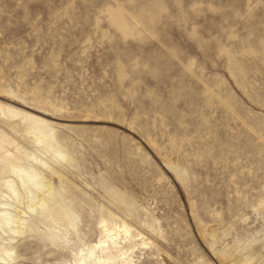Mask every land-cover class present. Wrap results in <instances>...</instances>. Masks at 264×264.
Segmentation results:
<instances>
[{"label": "rangeland", "instance_id": "374dc122", "mask_svg": "<svg viewBox=\"0 0 264 264\" xmlns=\"http://www.w3.org/2000/svg\"><path fill=\"white\" fill-rule=\"evenodd\" d=\"M26 167L53 215L28 209ZM11 249L0 264H264V0H0Z\"/></svg>", "mask_w": 264, "mask_h": 264}, {"label": "bare ground", "instance_id": "6f19581e", "mask_svg": "<svg viewBox=\"0 0 264 264\" xmlns=\"http://www.w3.org/2000/svg\"><path fill=\"white\" fill-rule=\"evenodd\" d=\"M8 113L10 114L9 116L10 117H17L19 115L18 112H13L12 110H8ZM2 116H5V113L2 111ZM9 117V118H10ZM13 122V121H12ZM43 122L41 121H37L36 126H33L32 128V132L34 133L35 135V140L36 142L38 143H42L43 139L46 140L45 138H47L48 140V137L51 135V134H47L43 131V129L40 127V125L42 124ZM8 125H11L14 129H18L19 125H20V122H14V123H11V124H8ZM30 131V130H29ZM52 136V135H51ZM45 145V149L46 150H50V149H53L55 152H57L61 157L65 158V155H63L61 153V151L57 150L55 147H53V144L49 143V142H46V144L44 143ZM25 156L27 158H31L32 161H36V159L33 157V155L31 154H28V153H24ZM40 164L42 166H46L45 163H41ZM38 172V169L37 168H34V167H26V168H21V174L23 173L24 176H20V179L22 181V184L26 187V189L30 188L29 185L33 186V187H37V188H42V194H38L34 197V205H29L28 206V209L36 214L38 213H48V214H52L53 213H56L58 211L57 209V204L59 203V199L57 197V191H55L51 184L50 183H45L44 182V177H41L39 175H37L36 173ZM22 174V175H23ZM31 174V175H30ZM54 174V173H53ZM55 174L57 175V173L55 172ZM33 179V180H32ZM30 182H32L30 184ZM8 188L13 192V193H16L17 195V190L15 188V182L14 180H8L7 181V184ZM2 213V212H1ZM65 214H67V212H65ZM3 215L5 217V220L7 222V225L10 224V222H14L17 224V228L15 229V232L19 233L21 232V228L23 227L21 224L23 223L22 219L18 217H13V213L9 212V211H5L3 212ZM12 220V221H11ZM30 227H32V225H30ZM107 230V236L110 237L112 236V231ZM101 243V241H100ZM100 246H104V244L100 245ZM12 249L11 250H4L3 254L5 256L8 257L5 258L2 257L0 258L1 260L3 261H6V260H9V259H12ZM112 258L109 257V256H105V257H101L98 262L99 264H107L106 262L110 261Z\"/></svg>", "mask_w": 264, "mask_h": 264}]
</instances>
